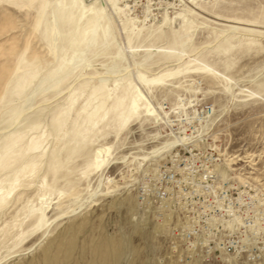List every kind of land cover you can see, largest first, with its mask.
<instances>
[{
  "label": "rangeland",
  "instance_id": "1",
  "mask_svg": "<svg viewBox=\"0 0 264 264\" xmlns=\"http://www.w3.org/2000/svg\"><path fill=\"white\" fill-rule=\"evenodd\" d=\"M0 196V264H264V0H0Z\"/></svg>",
  "mask_w": 264,
  "mask_h": 264
},
{
  "label": "bare ground",
  "instance_id": "2",
  "mask_svg": "<svg viewBox=\"0 0 264 264\" xmlns=\"http://www.w3.org/2000/svg\"><path fill=\"white\" fill-rule=\"evenodd\" d=\"M95 11V10H94ZM88 16L85 17L84 19H82L80 21V24L74 28H72L70 26V22H68L69 20V17L70 20L72 19V17L76 16V13H71L68 15V19L67 20H64L61 27L62 28H58L59 29V39L57 42H64L67 38H69L71 36V34L73 33L74 35V41H73V47H76V48H79L81 47L82 45L85 44V42L87 41V38L90 36V30H89V25L91 24V21L93 20L92 19V15H93V12H87ZM91 14V15H90ZM94 16V15H93ZM58 36V35H57ZM56 42V43H57ZM91 102V101H90ZM89 102V103H90ZM139 102H140V96L137 95V96H134L132 98V101H131V105L129 107V112L127 113V116H131L133 115L136 110L138 109L139 107ZM94 103V101L92 102V104ZM100 104V103H99ZM88 106V105H87ZM97 106V104H96ZM83 107V106H82ZM95 107V106H94ZM97 108V107H96ZM103 108V107H101ZM103 110V109H102ZM94 111V110H93ZM104 111V110H103ZM125 111V110H124ZM92 112V111H91ZM89 112V113H91ZM98 112V111H97ZM99 113V112H98ZM125 116V118L127 117ZM91 118V117H90ZM97 123V122H96ZM89 124V122L87 123ZM122 125V124H121ZM37 146V145H36ZM35 146V147H36ZM81 150V149H79ZM3 191V190H2ZM4 197L3 196H0V203L3 201ZM35 247V246H34Z\"/></svg>",
  "mask_w": 264,
  "mask_h": 264
}]
</instances>
